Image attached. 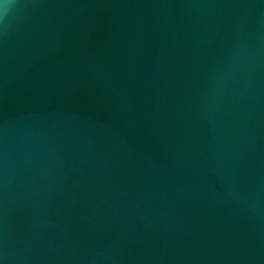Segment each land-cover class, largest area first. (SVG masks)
I'll return each mask as SVG.
<instances>
[{"label":"water","instance_id":"95a60500","mask_svg":"<svg viewBox=\"0 0 264 264\" xmlns=\"http://www.w3.org/2000/svg\"><path fill=\"white\" fill-rule=\"evenodd\" d=\"M0 264H264V0H16Z\"/></svg>","mask_w":264,"mask_h":264},{"label":"clouds","instance_id":"9594fccd","mask_svg":"<svg viewBox=\"0 0 264 264\" xmlns=\"http://www.w3.org/2000/svg\"><path fill=\"white\" fill-rule=\"evenodd\" d=\"M14 7H16V0H0V24L5 22Z\"/></svg>","mask_w":264,"mask_h":264}]
</instances>
